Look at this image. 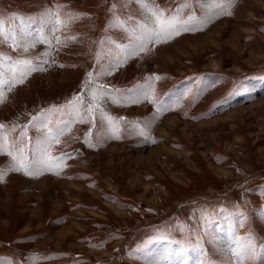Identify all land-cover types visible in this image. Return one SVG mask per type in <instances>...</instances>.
Here are the masks:
<instances>
[{
    "label": "rangeland",
    "instance_id": "obj_1",
    "mask_svg": "<svg viewBox=\"0 0 264 264\" xmlns=\"http://www.w3.org/2000/svg\"><path fill=\"white\" fill-rule=\"evenodd\" d=\"M146 2L166 16L187 3L181 19H212L203 30L149 45L147 53L99 75L114 62L116 45L130 42L124 28L144 22L137 0H0V57L6 58L0 70L10 76L8 69L24 59L43 69L10 92L4 89L0 131L10 142L41 112L77 95L89 98V72L93 85H106L118 100L123 94L116 103L101 101L108 116L123 118L119 139L103 138L108 122L99 112L94 120L73 123L50 149L61 159L60 169L28 177L7 171L11 158L0 154L6 172L0 182V264H236L232 252L247 243L256 248L255 264L264 259V103H255L264 98V0H233L231 15L220 16L213 0ZM48 12L62 20L77 17L55 32L66 47L56 44L45 23ZM41 32L52 47L33 44ZM28 44L33 46L25 51ZM212 62L219 67H209ZM157 76L153 99L171 106L165 112L147 101L132 103L128 94ZM242 107L250 108L242 122L223 116ZM169 115L179 124L169 125L165 136L158 126ZM49 119L52 127L69 117L54 112ZM90 129L94 147L84 142ZM37 138L42 132L29 125L30 148ZM128 150L133 158L152 150L158 160L154 155L148 164H127ZM181 247L184 256L173 254ZM243 264L254 262L249 257Z\"/></svg>",
    "mask_w": 264,
    "mask_h": 264
},
{
    "label": "snow or ice",
    "instance_id": "obj_2",
    "mask_svg": "<svg viewBox=\"0 0 264 264\" xmlns=\"http://www.w3.org/2000/svg\"><path fill=\"white\" fill-rule=\"evenodd\" d=\"M141 8L144 11V22L138 23L134 28H124V31L130 37V42L127 45H116L115 59L114 62H110L107 68L102 67L99 75L111 74V71L117 69L123 64L141 53H147L149 50V45H159L166 44L170 40L174 39L176 36L181 35L184 32H195L203 30V28L212 19L211 15H205L203 17H197L193 14H188L185 19L179 17V12L186 8L187 3L183 4L176 10V13L172 15H165L163 9L155 6L153 3L146 2V0H137ZM233 0H213L212 7L219 9L216 16L220 15H231L229 8L232 6ZM77 19L76 16L69 15L67 19L62 20L59 18L57 13L48 12L45 13V23L51 24L50 30L55 32L60 30V27H67L73 20ZM55 23H52V21ZM4 35V21L0 20V36ZM65 39L74 40L75 37L68 36ZM55 42L58 45L67 46L65 41L61 39L60 36H55ZM34 43H47L49 47H52L51 41L44 38V34L41 32L39 37H34ZM33 44H28L25 46V51H28ZM6 58L0 57V68L3 67ZM43 63H48V61H43ZM40 69L33 65L31 60H18L8 69L11 73L10 76L0 70V103H4L6 96L4 94V89L10 92L18 84H22L27 76L34 71H40ZM88 81L86 82V87L89 92V98L77 95L73 97L66 106H61L60 108H52L45 112H41L38 116L33 117L29 121V125L36 128L38 131L42 132V138H37L34 147H29L30 140L26 139L27 128L26 125L20 133V137L17 139L9 141L8 136L4 135L0 131V154H6L11 158V164L7 171L10 172H21L23 175L28 177H38L43 175L46 171H52L53 169L61 168V159L59 157H54L50 154V149L53 144L60 143V137L64 136L67 132L71 130L73 123H86L89 119L95 118L97 112H99L102 121L108 122V128L105 132L103 138H115L119 139L118 133L120 132V121L108 116L103 109L101 101L108 97L112 99L114 103L119 102L123 99V94L119 97V100L104 84L93 85L94 74L89 72ZM96 79L99 78L97 75ZM159 80V77H150L149 81L143 85H137L135 90L129 89L128 94L132 96V103H139L142 100L149 103L156 104L153 99L155 96V89L153 87L152 81ZM118 91V90H117ZM80 106H84V110L81 111ZM158 112H165L170 109V105L166 102H160L156 104ZM54 112H60L62 115L66 114L69 119L62 120L59 124L49 127L52 121L49 117ZM62 125V126H61ZM4 125L0 124V130L4 129ZM15 129H13L14 131ZM139 134L148 139L147 132L145 129L140 128ZM93 133L91 129L85 135L84 142L89 147H94L91 137ZM101 137L97 136L96 139L99 140ZM154 142V141H153ZM5 170L0 169V182H3ZM58 174V173H57ZM211 223V221L209 222ZM186 249L181 247L178 252L173 254L184 256ZM232 255L236 257V264H243L246 258H251L255 264L257 259V251L254 245L247 243L242 246H238ZM261 264H264V259H261Z\"/></svg>",
    "mask_w": 264,
    "mask_h": 264
},
{
    "label": "bare ground",
    "instance_id": "obj_3",
    "mask_svg": "<svg viewBox=\"0 0 264 264\" xmlns=\"http://www.w3.org/2000/svg\"><path fill=\"white\" fill-rule=\"evenodd\" d=\"M158 56H160V55H158ZM161 63H163L164 64V60L163 59H161ZM162 64V65H163ZM219 63H216V62H212L210 65H208L209 67H211V68H218L219 67ZM255 103H258V104H256V106H262L263 105V103H264V98H262V99H260V100H258L257 102H255ZM254 103V104H255ZM254 104H252V105H250V106H255ZM250 106H248V107H250ZM245 107H242V108H238V109H236V110H232V111H230V112H227L226 114H224L223 116H226L227 118H228V120L227 121H229V120H237L236 118H238V119H240V121L242 122V121H244V119L242 120V116L243 115H248V110L250 109H248V110H243ZM172 115H169V116H167V117H165L164 119H163V121L161 122V124L158 126V131L161 133V134H163V135H165V136H167L168 134H167V128H168V126L169 125H172V126H175V128H176V126H177V124H179V119L176 117V116H173V117H171ZM223 116H221V117H223ZM220 116L219 117H216L215 118V120H212V121H216V119H219V118H221ZM181 124V123H180ZM183 124H184V126H187V123H185V122H183ZM174 128V129H175ZM171 129V128H170ZM183 130H185L184 128H183ZM229 149L230 150H233V148H232V146H229ZM144 149H142V150H138V152H140V154L139 155H142L141 154V152L143 151ZM149 152H148V154L146 155V157L145 158H141V156H138V157H136V158H133L132 156H131V151L130 150H128V151H125L124 153H126V156H127V158H126V160H125V162L128 164V163H131L132 161L131 160H134L135 162H137V161H139V164L140 165H143V164H148L149 162L148 161H150L151 159H152V156H158V154H154L155 153V151L154 152H152V150H148ZM157 152V151H156ZM113 153L115 154H118L117 153V150H116V148L115 149H113ZM120 153V152H119ZM157 160H158V157L156 158ZM161 164V163H160ZM148 168H149V166H148ZM97 174V173H96ZM98 174H100L99 172H98ZM104 176H106V175H108L109 174V170H105L103 173H102ZM130 174H131V176L133 177V179H134V181H135V183H140L141 185H143V187L145 188V190H147L148 189V185L146 184V183H143L142 181L140 182L139 181V179H138V176H137V173L136 172H134V171H130ZM101 175V174H100ZM73 188H74V190L76 189H78L76 186H73Z\"/></svg>",
    "mask_w": 264,
    "mask_h": 264
}]
</instances>
